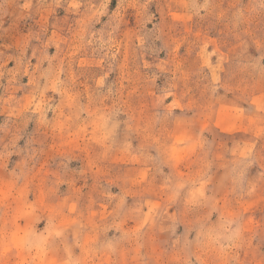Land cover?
Instances as JSON below:
<instances>
[{
    "label": "rangeland",
    "instance_id": "obj_1",
    "mask_svg": "<svg viewBox=\"0 0 264 264\" xmlns=\"http://www.w3.org/2000/svg\"><path fill=\"white\" fill-rule=\"evenodd\" d=\"M0 264H264V0H0Z\"/></svg>",
    "mask_w": 264,
    "mask_h": 264
}]
</instances>
